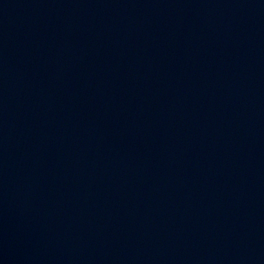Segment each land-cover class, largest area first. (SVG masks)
<instances>
[{
  "label": "water",
  "instance_id": "95a60500",
  "mask_svg": "<svg viewBox=\"0 0 264 264\" xmlns=\"http://www.w3.org/2000/svg\"><path fill=\"white\" fill-rule=\"evenodd\" d=\"M0 264H264V0H0Z\"/></svg>",
  "mask_w": 264,
  "mask_h": 264
}]
</instances>
